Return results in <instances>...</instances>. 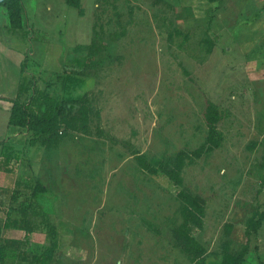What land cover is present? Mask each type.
Segmentation results:
<instances>
[{"label":"rangeland","instance_id":"rangeland-1","mask_svg":"<svg viewBox=\"0 0 264 264\" xmlns=\"http://www.w3.org/2000/svg\"><path fill=\"white\" fill-rule=\"evenodd\" d=\"M25 3L34 26L11 29L0 6L1 40L22 49L30 87L42 80L68 105L46 144L31 146L1 104L0 146L20 153L14 205L34 204L56 226L48 264H264V221L246 229L264 211V0ZM42 65L51 70L37 79ZM211 106L219 145L195 157L209 145ZM47 243L40 224L28 251ZM5 264L26 263L10 253Z\"/></svg>","mask_w":264,"mask_h":264},{"label":"trees","instance_id":"trees-1","mask_svg":"<svg viewBox=\"0 0 264 264\" xmlns=\"http://www.w3.org/2000/svg\"><path fill=\"white\" fill-rule=\"evenodd\" d=\"M67 4L80 9L79 0H66ZM0 6L6 10L9 27L13 30L22 29V4L21 0H0ZM261 10H255L244 21L243 25H249L257 20ZM68 77H61V83L67 82ZM35 85V84H34ZM31 92L27 101H20L22 94ZM68 101L58 99L46 93L45 89L28 84L26 78H23L18 85L15 99L8 117L9 129L26 130L31 133L29 145L34 146L39 143L44 146L48 134L54 128L58 117L66 112ZM218 113L215 106L209 107L207 112V124L209 130V145L201 146L192 153L199 157L204 152L211 150L219 145V137L216 132V122ZM0 172L6 175L14 174L16 165L20 159V153L12 144L3 143L1 145ZM179 155L178 159H180ZM182 163L179 161V166ZM174 184H178V174L175 170H170L168 174ZM13 185H0V212L3 213V219H0V264H5L9 254H15L18 260L26 264H48L55 251L59 248L56 240L57 229L48 213L38 209L34 204L28 207H16L14 205L15 191L23 186L22 181L12 180ZM33 195H36L34 193ZM177 196L182 198L187 205L195 204V199L182 190L177 192ZM9 201V203H8ZM6 204V205H5ZM201 213V207H198ZM264 221V211L260 213L257 219L250 221L247 226V232H256ZM42 225L47 245L38 253H30V236ZM9 230H19L23 233L22 237H6ZM242 257H230L223 264H242Z\"/></svg>","mask_w":264,"mask_h":264},{"label":"crops","instance_id":"crops-1","mask_svg":"<svg viewBox=\"0 0 264 264\" xmlns=\"http://www.w3.org/2000/svg\"><path fill=\"white\" fill-rule=\"evenodd\" d=\"M64 1L66 2V0H64ZM25 2H26V0H21V4H22V24L23 25H22V29H20V30H27L28 27L25 26L26 24H29L30 27L34 26V22H33V14L34 13L26 5ZM66 4H67V2H66ZM79 5L81 6V0H80ZM49 8H50L49 5L46 6V9L49 10ZM26 12L30 15V17L28 18L27 21L25 20V17H24ZM1 38H5L6 39L7 37H5L3 35L0 36V105L1 104H6L7 105V109L9 110V113H10L12 100L15 99L19 83L21 82V80L23 78H26V72L22 71V64H23V58H24L22 56V53H21L22 49L18 48L17 45H15V46L12 45L13 43H11V47L7 49L4 46L5 44H3ZM53 47H54V45H52V44H50L48 46H45L44 49L46 48V50L44 51V55L40 52L41 56L44 59L43 60L44 64H45V59H46V64L49 63V61H47V60L49 59L50 55H49V52H47V50L51 49ZM19 51H20V53H19ZM13 53H15V62H14V64H11V59H12V54ZM58 66H60L59 69L62 70V68L64 67V64L59 61L58 62ZM48 70H51V69H49L45 65H42L40 67L39 71H37V73H36L37 74L36 78L37 79H41L42 75L46 74V72ZM39 82H42V80L36 81L35 85L38 86L39 88H42L40 86ZM8 117H9V115H8ZM15 148H17V147L15 146ZM0 157H1V151H0ZM8 180H9V175H6V174L0 172V185H3V186L11 185V183H9V181L11 182L12 179H10L9 181ZM14 180L21 181L22 179H21V177L20 178L18 177V174H16V176H14ZM9 231L10 232H12V231L20 232L19 230H9Z\"/></svg>","mask_w":264,"mask_h":264}]
</instances>
